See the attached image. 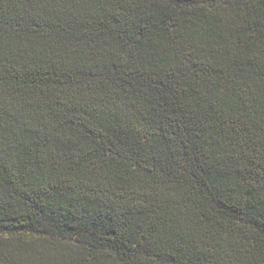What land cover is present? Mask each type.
I'll use <instances>...</instances> for the list:
<instances>
[{"label": "trees", "instance_id": "trees-1", "mask_svg": "<svg viewBox=\"0 0 264 264\" xmlns=\"http://www.w3.org/2000/svg\"><path fill=\"white\" fill-rule=\"evenodd\" d=\"M0 264H264V0H0Z\"/></svg>", "mask_w": 264, "mask_h": 264}]
</instances>
